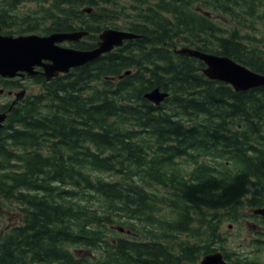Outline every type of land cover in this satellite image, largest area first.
Masks as SVG:
<instances>
[{
    "label": "trees",
    "instance_id": "trees-1",
    "mask_svg": "<svg viewBox=\"0 0 264 264\" xmlns=\"http://www.w3.org/2000/svg\"><path fill=\"white\" fill-rule=\"evenodd\" d=\"M59 1L42 9L43 18L58 12L53 25L19 32L72 28L66 18L85 3L98 6L89 13L97 31L96 21L114 17L115 0ZM17 2L0 3L4 32L21 25ZM206 7L240 23L264 16V0H148L121 26L140 37L50 80L33 75L39 91L1 105L9 112L0 195L17 201L24 220L0 231V264H87L88 252L94 264H200L218 249L223 217L264 205V85L237 90L175 49L230 55L264 72V46ZM17 82L0 76V86ZM156 86L169 92L160 104L145 97Z\"/></svg>",
    "mask_w": 264,
    "mask_h": 264
},
{
    "label": "water",
    "instance_id": "water-1",
    "mask_svg": "<svg viewBox=\"0 0 264 264\" xmlns=\"http://www.w3.org/2000/svg\"><path fill=\"white\" fill-rule=\"evenodd\" d=\"M86 9L91 10L92 7H86ZM87 32L88 30L55 31L45 35L38 33L14 35L0 32V75L11 77L17 74L24 75L26 72L34 74L35 65H43L44 73L51 78L60 71H68L72 66L97 58L103 52L122 44L126 38L139 36L131 30L107 27L100 32V40L94 48L82 49L59 44L60 41L67 39H77ZM175 49L179 53L202 59L206 63L203 71L210 78L230 82L238 90L264 85V73L252 69L229 55L208 52L188 45L176 46ZM129 72L130 70H127L125 73ZM23 93L24 90L17 94L20 97ZM168 94V91L156 86L147 91L145 96L159 104ZM6 115L5 111L0 112V127ZM256 211L264 213V207L257 208ZM226 263L220 251L205 254L201 259V264Z\"/></svg>",
    "mask_w": 264,
    "mask_h": 264
},
{
    "label": "rangeland",
    "instance_id": "rangeland-1",
    "mask_svg": "<svg viewBox=\"0 0 264 264\" xmlns=\"http://www.w3.org/2000/svg\"><path fill=\"white\" fill-rule=\"evenodd\" d=\"M146 1L148 0H115V2H110L107 7L114 9L115 12H112V14H114L113 18L107 16V21L110 20L109 25H124L130 21H133L134 7H143L146 4ZM125 3L127 5L123 7V4ZM48 4L42 2V5H40V15L36 14L31 16L32 21L36 20V18H40V27H44L47 23L46 17L43 18L42 9L43 6H46ZM23 5H27L28 7L33 6L34 8L35 5H39V2L31 1L24 3ZM25 8L26 6L23 7V9ZM198 9L201 8L199 7ZM204 10H210L214 17L217 18L223 26L236 27L239 30L240 35H244V39L247 42L251 44H258L260 47L264 46V16H261V18L255 17V19L253 20H244V22L240 23L233 17H230L228 14H222L221 12L216 11L213 8L206 7L204 8ZM115 14L118 15L117 18ZM16 16H18V12H16ZM26 25L28 24L22 23L20 26H15L14 24H12L8 28L12 30V32L10 33L18 34L17 31L19 27H24ZM39 32L43 33L44 30L40 29ZM21 80L22 81L17 82L20 86L13 88L15 91L20 90L22 87H26L27 91L29 92L39 91L41 89V86L43 85L28 78ZM96 83L98 82L94 81V84ZM91 84H93V82H91ZM5 88L8 89L7 87ZM13 97L14 94L10 95L7 93V91H4L0 93V103L6 101L7 99H12ZM165 212L171 215V213H169V210H166ZM225 215L226 214H223V216ZM237 216H239L237 219H232L225 216L220 221V228L218 229V233L220 236H217V239L219 240L217 243V247H222L225 250L230 251L231 253L236 252L240 255V257L250 256L252 258H255L256 260L264 262V244L255 245L256 242L252 243L255 238L263 235L258 234V231H264V223L260 218L253 215L252 207H249L248 205H244L243 207H241ZM23 220L24 211L19 207L17 201H15L13 198H8L6 196L0 195V231L2 233H5L10 229V227L23 222ZM253 223H258L257 227L259 226V230H256L254 228L255 225H253ZM118 234L131 235L134 237L140 236L137 234V231L135 229L130 231L118 230ZM182 237L185 238L186 235H182ZM259 246H261V248H258ZM94 253L95 252H92V254H90V252H88V258L86 262L87 264L95 263L98 255ZM202 256L200 257V259L202 258Z\"/></svg>",
    "mask_w": 264,
    "mask_h": 264
},
{
    "label": "flooded vegetation",
    "instance_id": "flooded-vegetation-1",
    "mask_svg": "<svg viewBox=\"0 0 264 264\" xmlns=\"http://www.w3.org/2000/svg\"><path fill=\"white\" fill-rule=\"evenodd\" d=\"M10 1L11 0H0V3L1 2H3V4L5 5V7H6V5H10L11 3H10ZM31 1H34V2H39V5H35L34 6V8H33V6H31V7H28L27 5H23L24 3H27V2H31ZM45 1V3L46 4H48L49 3V5H52L53 3H55L57 0H44ZM59 3H61V5H65V6H69L70 8L72 7L71 6V4H69V3H65V2H62V0H60L59 1ZM42 4V0H20V2H17L16 3V6H14V8H16V11H17V9H18V15L20 16V19L19 20H17V22L16 23H27L28 25H36L37 23H38V25H39V22H40V18H36V20H34V21H32L31 20V16L32 15H36V14H39L40 15V10H41V7H40V5ZM26 6V8L25 9H23V7H25ZM93 7H92V9L91 10H87L85 7H87V6H85V5H80V7L79 8H81L82 9V14L77 18V19H73L72 21L73 22H71V19L70 18H66V21H68V22H70V24L72 25V28H69V29H65L64 31H82V30H88V32L87 33H84L83 35H81L79 38H77V39H72V40H66V41H64V44H67V45H69V46H75V47H78V48H90V47H86V45L88 44H91V45H97L98 44V41L100 40V32L104 29V28H106V26L108 27V26H111V27H117V26H120V25H109V22H110V20H108V21H106L105 22V24L106 25H104V22H99V21H96L95 22V26H97L98 28H99V30L97 31V30H95L94 28H92L91 26H89V24H91V22H90V18H89V13H96V10H98V6H96V5H92ZM58 12L57 11H55L54 13H53V18L52 17H47L46 18V21H47V23H46V25L44 26V27H46V28H49L51 25H53L54 24V22L52 21V20H56L55 19V14H57ZM115 16H116V18H117V14H115ZM23 19H26L25 21H23ZM28 25H26V26H24V27H21V28H26ZM20 30H23V29H18V34L19 33H30V31L28 32V30H26V31H23V32H19ZM40 30V29H39ZM39 30H37L38 32H39ZM10 31H12L11 29H10ZM53 31H61V30H53ZM53 31H48V30H46L45 32H43V34H49V33H51V32H53ZM32 32H34V31H32ZM94 47V46H93ZM37 68L39 69V70H37L36 72H35V74H42L43 76H45V74L43 73V66H37ZM62 74H65V73H62V72H60L59 74H58V76L59 75H62ZM28 77V75H22L21 76V79H25V78H27ZM46 77V76H45ZM55 77V76H54ZM53 78V77H52ZM256 209L257 208H253L252 207V213H253V215L255 216V217H258V218H260L261 220H262V222L264 223V213H262V212H259V211H256ZM253 225H255L254 226V228L256 229V230H259L258 229V227H257V225H258V223H253ZM258 234H263L262 236H258L257 238H255L254 240H253V242L252 243H254V242H256L257 243V241H256V239H258V240H260V242L262 243V244H264V231H258ZM227 255L231 258L230 259V261H229V259H228V261H229V264H236L235 263V258H240V259H243V258H246V261H242V262H244L245 264H257V263H259L260 262V264H262V263H264V262H262V261H259V260H254L253 258L251 259L250 258V256H244V257H240V255L238 254V253H236V252H232V253H230V252H228L227 253ZM238 256V257H237ZM257 262V263H256Z\"/></svg>",
    "mask_w": 264,
    "mask_h": 264
}]
</instances>
